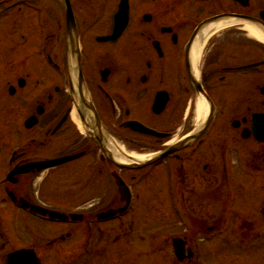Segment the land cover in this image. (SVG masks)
<instances>
[{
  "label": "flooded vegetation",
  "instance_id": "flooded-vegetation-1",
  "mask_svg": "<svg viewBox=\"0 0 264 264\" xmlns=\"http://www.w3.org/2000/svg\"><path fill=\"white\" fill-rule=\"evenodd\" d=\"M127 4L125 28L113 40L122 0H0V198L12 192L32 203L35 182L39 193H52L57 180L52 200L72 191L80 201L62 208L87 211L78 221L79 253L119 264L133 261L141 194L158 187V206L172 201L191 223L190 234L173 242L179 264H198L200 233L205 242L220 236L259 246L264 144L253 138L251 118L264 114V43L243 24L251 18L264 27V0ZM221 16L239 23L211 37L194 63L200 27ZM199 85L214 117L205 129L197 119ZM131 122L162 136L135 132ZM174 147L138 170L119 168L114 157L119 148L129 163L134 155L147 161ZM157 174L165 179L155 182ZM246 201L256 207L240 215ZM125 206L115 219L98 218Z\"/></svg>",
  "mask_w": 264,
  "mask_h": 264
},
{
  "label": "rangeland",
  "instance_id": "rangeland-1",
  "mask_svg": "<svg viewBox=\"0 0 264 264\" xmlns=\"http://www.w3.org/2000/svg\"><path fill=\"white\" fill-rule=\"evenodd\" d=\"M248 146H253L252 143L248 144ZM57 178V172L54 174V179ZM162 179H165L164 174L156 175L154 177L155 182L163 181ZM75 181H71L73 183ZM41 181L35 182L34 188L37 190V194H34L35 196L32 198V201L38 204H46L47 206L53 207L51 205H55L54 208L57 211H61L62 204H65V202H68L69 205L76 204V202L80 201L81 197L73 196V192L70 191V196L67 195H60L58 197H55L54 202L52 200L53 196H55V192L62 185L57 184V180L54 181V190L52 193H48L46 191V188H42V191L39 193V185ZM152 183H148L150 186V189H152L151 186ZM153 185V184H152ZM161 190L160 187H158L155 191L149 190V193L145 191V195L143 196L146 198L144 200L148 208L146 209V214L149 216H152L154 219L156 218L155 226L151 224L150 226L147 224V227L149 228V233L142 231L143 229H140L142 232H144V237L147 238L148 241H152L151 234H154V231L159 229V225H164L168 221L167 225H174V221L178 220V217L175 213V207L172 201H169L171 205L167 206V203L164 204V209L158 206V196L159 191ZM61 192V190H59ZM153 193V194H150ZM150 194V195H149ZM254 199V198H250ZM262 201H264V194L261 195ZM106 204L109 203L110 198L105 199ZM252 202V201H251ZM95 204V207L92 208L96 211L103 208L99 206V203L97 202H91ZM250 201H246L243 206L240 205L239 208H237V212H239L240 215H248L250 214V211L254 209L252 206V203L249 204ZM41 204V205H42ZM142 206V202H138V207ZM254 204V203H253ZM255 206V204H254ZM46 207V206H44ZM256 207V206H255ZM0 216H1V225L4 229V231L10 236L11 239L9 242H6L5 246V255H7L9 252L13 251L14 249H23L27 247V245H35V248H38L37 251H39L42 254L43 264H65V262H62L65 260L66 255L69 252H72L80 247V239L82 237L81 229L76 227H71L70 225L60 224V223H51V222H45L37 220V218L32 217L28 213L21 212L17 208H14L11 203H7L6 206L0 207ZM144 209V208H143ZM204 211V210H202ZM76 213H82L85 214L87 211H83L82 208L75 210ZM145 212V210H144ZM136 213H138L136 211ZM135 213V214H136ZM163 215L164 218H160V215ZM196 216H202L203 213L200 209H197L194 213ZM142 221H145V219H142ZM151 221V220H149ZM151 221V222H152ZM146 223V222H145ZM144 226V225H143ZM173 227L165 228L160 233V241L163 242L167 237H177L181 236L180 233L177 232V228L174 227L176 230H173ZM73 228L76 229L75 235L72 238V240L66 241L65 243H62L60 245H54L50 248L47 247V245L53 241L54 239L65 235L69 232V230H72ZM185 230V229H184ZM183 230V231H184ZM157 235V234H156ZM202 239V237L200 238ZM231 246L234 247L233 249H228V251H225L224 249H221L219 246L218 241L213 242H205L200 243V260L198 261V264H264V240L260 241V245L256 248H253L252 246H245L242 248L240 244L231 243ZM3 244L2 241H0V250L2 248ZM142 245H137L136 251H143L144 249L141 248ZM40 248V249H39ZM232 251V252H231ZM112 253V252H110ZM116 254V253H113ZM144 256L138 257L134 259L130 264H171V261L167 258H162V255H159L157 257H152V259L146 258L148 255L143 253ZM0 264H4V260L0 257ZM72 264H79V260L76 259Z\"/></svg>",
  "mask_w": 264,
  "mask_h": 264
},
{
  "label": "bare ground",
  "instance_id": "bare-ground-1",
  "mask_svg": "<svg viewBox=\"0 0 264 264\" xmlns=\"http://www.w3.org/2000/svg\"><path fill=\"white\" fill-rule=\"evenodd\" d=\"M236 23H239V22H237L236 20H233V19L221 20V21L212 23V24L208 25L207 27H205L200 32V34L198 35L196 42L194 44V47H193L192 57H193L194 63H197L200 60L202 53L205 49V46L211 37H213L215 34L221 33L222 31L226 30L227 28L232 27V25L236 24ZM243 28L249 34L250 37H252L253 39H255L257 41L264 42V33L261 31L260 28L254 26V25L246 24V23L243 24ZM197 110H198V112H197L198 122L203 123L205 118L207 117L208 105L205 103V101L202 97H199ZM73 117H74L75 121H77L79 127L81 128L80 122L76 118L75 114ZM117 152H118V150L116 151V153L114 152V157L116 158V160L118 162L127 163L128 161H130L129 159L125 158L124 156L119 155ZM132 158H134L137 161H143L147 157L134 155Z\"/></svg>",
  "mask_w": 264,
  "mask_h": 264
},
{
  "label": "water",
  "instance_id": "water-1",
  "mask_svg": "<svg viewBox=\"0 0 264 264\" xmlns=\"http://www.w3.org/2000/svg\"><path fill=\"white\" fill-rule=\"evenodd\" d=\"M125 11H126L125 9L122 10V13H121L122 25L119 27L117 33L113 36V40L118 38L120 36V34L122 33L123 29L125 28V25H126V12ZM255 122L259 124V126H257V131L255 132V135L258 137L259 140L264 142V116L256 117ZM130 126L134 130L141 132V133L158 135L156 133H153L152 131L147 130L146 128L142 127L141 125H139L137 123H132ZM158 136H160V135H158ZM172 151H173V149L170 150L169 152L171 153ZM168 154L169 153H165L164 155H162L160 158H157L156 160H159ZM145 165H147V164H145ZM21 205L25 209H30L31 212H33L34 214H39L41 216H48L52 220L59 219V220L65 221V220H68L69 218H72L74 220L78 219L76 216L68 217L66 215L59 214L56 212H50V211L43 210L41 208L30 205L29 203H27L24 200H21ZM114 214H115L114 212H109L106 215V217H110ZM7 264H39V261L35 255V253L32 250H22V251H18V252H15V253L9 255L8 259H7Z\"/></svg>",
  "mask_w": 264,
  "mask_h": 264
}]
</instances>
